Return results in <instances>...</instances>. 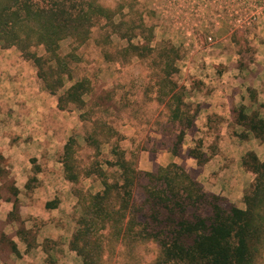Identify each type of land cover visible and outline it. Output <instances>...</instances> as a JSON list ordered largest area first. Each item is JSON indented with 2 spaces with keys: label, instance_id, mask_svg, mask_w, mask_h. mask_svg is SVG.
Listing matches in <instances>:
<instances>
[{
  "label": "rangeland",
  "instance_id": "obj_1",
  "mask_svg": "<svg viewBox=\"0 0 264 264\" xmlns=\"http://www.w3.org/2000/svg\"><path fill=\"white\" fill-rule=\"evenodd\" d=\"M79 1L67 0L64 3L66 12L75 14L72 6L76 7ZM88 1L101 5L105 12L103 16L93 15L87 39L79 42L67 37L58 43L59 54H68L75 47L78 57L76 62L69 61L71 72L64 76V86L59 93L83 76L89 78L92 86V91L83 95L86 106L82 110L70 106L77 114V122L70 135L76 140L74 162L70 163L79 173L77 182L72 185L77 196L72 235L77 228L84 227L77 222L83 217L84 199L88 194L103 189L105 176L101 177L99 170L106 172L109 183L118 175L116 166L105 163L106 160L116 159L110 153L114 146L124 151L125 157L133 161L144 175L134 187L136 201L141 199V185L144 186L149 179L146 173L156 174L160 168L172 163L181 166L188 176L199 182L194 178L196 171L189 165L195 162L201 165L208 155L217 151V123L197 132L191 126L187 127L189 121L195 120L198 106L186 99L192 91L186 81L197 75L209 76L225 71L247 74L246 62L255 56L253 42L264 39V0H85V8ZM29 2L33 9L48 10L60 0ZM130 45L151 48L152 51L144 56L124 54ZM170 46L175 48L176 53L167 57L165 54ZM30 49L38 55L44 54L42 45ZM209 50H218L220 57L215 62L201 59V55L206 57ZM104 51L110 58H105ZM116 51H122V54L114 56ZM191 55L193 59L195 57V62L189 60ZM232 57L240 72L232 71L234 67L227 65ZM166 63L172 64L169 80L177 85L176 93L182 94L185 105L180 106L179 112L175 110L177 99L169 98L171 84L169 80H164L167 77L164 74ZM82 111L85 115L81 119L79 114ZM212 119L217 121L216 117ZM98 127L103 131L102 135L100 131L98 135L95 133ZM181 130L184 135L174 154L172 147L176 145ZM244 130L239 134L241 138L248 134L255 137L245 127ZM188 132L195 133L197 138L191 140ZM89 137L91 141H87ZM205 147V151L202 150ZM191 150L195 151L198 159L206 160L199 164L197 158L190 155ZM168 157H173L174 161L169 162ZM191 158H194L193 162L189 160ZM89 171L91 176L85 177L83 174ZM250 185L243 191L239 208H245L243 196ZM185 194L183 191L179 195L184 197ZM218 196L222 207L228 208L232 204L227 198ZM196 207H187L185 216L191 217L195 212L204 216L210 214L204 203ZM175 213L177 217L181 214L178 206ZM166 215L161 214L157 219L150 216L144 219L142 215H137L130 223L132 228L120 237L116 230L112 231L109 227L97 228L92 233V239L90 232L86 242L83 239L77 241L78 249L83 251L82 256L72 250L79 257L80 264H85V259L86 264H155L161 241H169L173 233L165 227ZM171 219L172 222L177 220ZM262 251L256 264H264V249Z\"/></svg>",
  "mask_w": 264,
  "mask_h": 264
},
{
  "label": "crops",
  "instance_id": "obj_2",
  "mask_svg": "<svg viewBox=\"0 0 264 264\" xmlns=\"http://www.w3.org/2000/svg\"><path fill=\"white\" fill-rule=\"evenodd\" d=\"M253 45L247 74L232 57L227 65L240 73L203 74L186 81L192 90L186 99L198 106L191 127L197 132L217 123L218 134L217 151L205 163L189 166L205 190L235 206L254 179L242 156L253 151L264 160V142L251 134L241 138L244 126L234 116L242 106L264 118V39ZM209 51L201 59L215 62L218 50ZM76 122L75 110L57 107L56 95L43 87L33 62L16 46L0 45V264H80L69 247L77 196L61 160ZM188 133L191 140L197 138ZM53 200L55 205L47 208L46 202Z\"/></svg>",
  "mask_w": 264,
  "mask_h": 264
},
{
  "label": "trees",
  "instance_id": "obj_3",
  "mask_svg": "<svg viewBox=\"0 0 264 264\" xmlns=\"http://www.w3.org/2000/svg\"><path fill=\"white\" fill-rule=\"evenodd\" d=\"M66 1L60 0L46 10L33 9L29 0H0V45L2 47L16 46L23 58L33 62L43 87L49 93L56 95L59 109L70 110L72 109L70 106H73L82 110L86 106L83 95L92 91L91 82L88 77L83 76L67 90L59 93L64 86V76L71 72L69 61L76 62L78 57L74 52L75 47L68 54H59L58 43L67 37L79 42L85 41L93 15L102 14L103 16L105 9L90 1L85 8L83 3L85 0H81L75 4L76 7L72 6L75 8V14H73L66 12L64 7ZM37 45H42L44 54L38 55L30 49ZM151 51V48L130 45L124 50V54L136 53L138 56H144ZM174 53H176L175 48L170 46L165 55L169 57ZM103 54L105 58H110L106 51ZM120 54L122 51H116L114 56ZM165 65L167 69H164V74L167 77L164 80H169L171 75L169 68L172 64ZM170 80L168 82L171 84L172 91L169 98L177 99L178 104L175 110L179 112L180 106H185L182 102V94L176 93L177 85ZM234 112L237 123L252 132L256 138L264 141L263 117L256 112L247 114L243 107H239ZM84 115L82 111L79 118H84ZM192 124L193 122L189 121L187 127ZM99 131L102 135L103 131L99 127L95 133L98 135ZM183 135L184 131L181 130L177 136L176 145L172 147L174 154L177 153ZM88 140L91 141V138L89 137ZM75 145V137L70 136L61 156L64 176L73 183L79 178V173L70 163L74 162ZM119 150L114 146L110 153H113L116 159L105 161L111 167L116 166L117 177L109 183L106 180V172L100 169L101 177L105 176L103 189L94 194H88L84 199L86 201L83 203V217L77 221L84 227L77 228L72 235L69 241L71 249L82 256L83 251L78 249L77 241L83 239L86 242L90 232L92 239V233L97 228L109 227L112 231L116 230L120 237L132 228L130 223L135 221L137 215H142L144 219L147 216L157 219L159 215L167 214L165 227L175 235L171 233L169 241H161L160 254L155 264H256L257 258L264 249V160H259L252 151L243 155L242 165L254 174L253 183L243 196L245 208H239L234 204L224 208L219 202L221 198L218 195L207 193L199 182L188 176L184 169L175 163L160 168L156 174L146 173L149 179L144 186L141 185L143 188L141 199L136 201L134 187L140 183L144 175L140 173L133 161L125 157L124 151ZM189 153L197 158L199 164L206 160L198 159L194 150ZM96 170L94 169V172ZM83 175L89 177L91 171ZM183 180L186 181L183 182ZM183 191L186 194L181 197L179 194ZM201 203L210 209L208 216L196 212L192 213L191 217L185 216L187 207L197 208L196 206ZM54 205L55 200L45 204L47 208ZM177 206L181 210L178 217L175 213ZM170 216L177 218L176 222L175 220L172 222ZM144 229L145 227L141 231Z\"/></svg>",
  "mask_w": 264,
  "mask_h": 264
}]
</instances>
